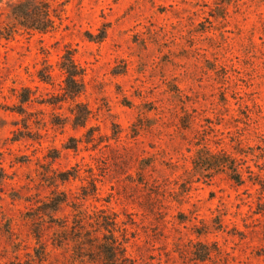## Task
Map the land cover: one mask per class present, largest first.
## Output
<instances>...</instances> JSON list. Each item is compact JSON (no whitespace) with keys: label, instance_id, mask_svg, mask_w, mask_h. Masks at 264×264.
I'll return each mask as SVG.
<instances>
[{"label":"rangeland","instance_id":"1","mask_svg":"<svg viewBox=\"0 0 264 264\" xmlns=\"http://www.w3.org/2000/svg\"><path fill=\"white\" fill-rule=\"evenodd\" d=\"M29 1L0 0V264H264V0H49L42 33Z\"/></svg>","mask_w":264,"mask_h":264},{"label":"trees","instance_id":"2","mask_svg":"<svg viewBox=\"0 0 264 264\" xmlns=\"http://www.w3.org/2000/svg\"><path fill=\"white\" fill-rule=\"evenodd\" d=\"M49 0H30L29 8L26 3L19 4L13 7L12 14L17 25L27 30H34L38 32H46L53 28L54 18L51 16L48 8ZM105 32L101 31L95 36H87L89 40H95L100 42L103 40ZM58 68L63 74V94L71 102V125L73 127L83 128L85 126L88 110L78 104L75 100L83 91V70L78 67L74 60L73 54L70 51H65L59 61ZM41 75V74H39ZM41 81H48V78H42L39 76ZM45 79V80H43ZM29 99V93L27 90H23L21 94V103H26ZM219 166L224 165L229 171L230 180L240 185L242 182L241 176L237 171L236 166L232 162H218ZM68 174H61L58 176L59 181L68 180ZM64 201L54 203L53 210L62 204ZM112 235V233L110 234ZM116 244L112 241L110 243H99L97 245V254L102 258L106 259V263L117 264L118 258L116 257Z\"/></svg>","mask_w":264,"mask_h":264}]
</instances>
